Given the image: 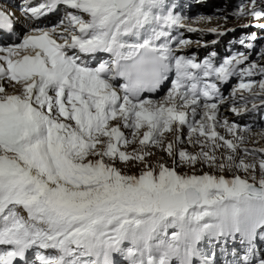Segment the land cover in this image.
Wrapping results in <instances>:
<instances>
[{
    "label": "snow or ice",
    "instance_id": "6c2138e0",
    "mask_svg": "<svg viewBox=\"0 0 264 264\" xmlns=\"http://www.w3.org/2000/svg\"><path fill=\"white\" fill-rule=\"evenodd\" d=\"M60 6L64 18L41 27L40 18ZM24 12L37 23L19 42L0 45V264H28L30 251L33 264H118L116 256L127 264H213L205 244L229 238L246 245L231 264H264V249L257 256L264 245V156L256 158L264 148L245 147L239 156V125L218 120L220 85L231 78H239L231 95L245 102L233 112L248 110L245 92L264 101V64L245 67L244 52L219 63L215 53L202 62L177 55L191 41L173 29H198L166 0H24ZM237 14L264 18L256 0ZM4 30L14 31V23L0 10ZM173 72L160 100L143 95L161 89ZM5 83L19 91L8 92ZM185 125L198 153L179 147ZM165 133L175 136L166 145ZM137 141L138 149L122 150ZM149 145L163 147L173 166L150 165ZM219 148L229 150L220 162ZM117 161L144 167L129 175ZM177 161L248 175L179 174Z\"/></svg>",
    "mask_w": 264,
    "mask_h": 264
},
{
    "label": "rangeland",
    "instance_id": "374dc122",
    "mask_svg": "<svg viewBox=\"0 0 264 264\" xmlns=\"http://www.w3.org/2000/svg\"><path fill=\"white\" fill-rule=\"evenodd\" d=\"M204 1H206V0H204ZM210 1H212L211 7L209 9H207V14L201 15L199 17H206L205 21L210 20L207 18L208 16L216 17L215 22L214 23L209 22L208 24H204V26H202V25L200 26L198 24H193V26L195 27L197 25L196 27L200 26L199 28H202V29L218 28L219 30H223L225 32H227L229 30L231 31L232 29H234V31H231L229 33V35L226 37V39L223 41V44H225L226 48L228 50H230V52H232L233 54H236L238 52L237 47H236L237 46L236 43L238 42V39H233L234 35L239 36V32L237 30H235L236 26H240L242 24L244 25L249 20L254 19V17H252L250 14H246V15L241 16V15H238L237 13L239 12L241 5H243L246 9H250L251 8V0H207L206 2H204V4H208ZM256 10L257 11H264V1L256 0ZM217 17H219V20L217 19ZM224 21L226 24H221V22L224 23ZM202 34H204L206 36V39H210V37H213L214 33L208 32V31H202ZM231 34H233V35H231ZM249 34H251V33H249ZM252 35H253V33H252ZM244 37L247 38L246 35H244ZM206 39H204V40H206ZM209 41H211V39ZM256 42H258V44L256 45L257 49L255 51V58L256 59H253L252 61H255L257 64H264V55H261V53L264 52V34H261L258 38V41H256ZM252 61H250V62H252ZM253 78H254V80L258 81L261 77L256 76ZM255 91H258V88L255 89ZM231 99H239V98L238 97L234 98L231 96L230 100ZM250 99H251V97H250ZM250 99H248L247 101H250ZM237 102H239V101L235 100L233 102V106L238 107V108L242 107V106L235 105V104H237ZM258 107L259 106L255 105V107H253V108H258ZM221 112L223 114H226L227 117L224 118L225 120L234 119L232 117V114H229V111L222 110ZM239 114H241V112ZM244 118H245V116H244ZM248 120H249V118H248ZM261 122H264V118L261 119ZM220 129L222 130L221 127H220ZM250 133H252L251 136H250ZM179 134L182 137V143H181V145H179L180 148H183L184 150H186L190 153H198L201 150L199 144L189 142V134H184L182 132H180ZM221 135H224L226 139H235V137L232 134L228 133L227 131L224 133L222 132ZM237 135H241L244 137L243 144H241L240 148L237 150L239 156L245 155L243 152V148H245V147H247L249 149V151H251L252 149L264 148V124H258L257 126L250 128L247 131H245L242 127H240V131L237 133ZM174 137L175 136L172 133H165L164 144L166 145L169 141H172V138L174 140ZM253 137H254V142H252ZM130 138H131V136H130ZM192 139L195 140V137H192ZM136 147H137V149L140 147L138 141L130 144L126 149L122 148V150L132 152L134 149H136ZM146 150L150 151L152 153L151 156L146 158L150 165L155 166V165H158L160 163H164L168 167L173 166V158L167 154V152L164 150L163 147H157V146L149 145ZM228 154H229V150H227L225 148L217 149V151H216L217 161L220 162L221 156L222 155L226 156ZM261 156H264V153H259V152L256 153V158H259ZM246 159L251 160L252 157L248 156V157H246ZM177 165L178 166L176 168V171L179 174L203 175L205 173H208V174L217 175V176L223 175L226 178H231L233 175H236V174H238L242 177L248 175L247 173L243 172L242 170L228 168V167H225L224 169H220L216 166H210L209 164L204 163V162H197L195 164V166H192V165H188V164H180L179 161H177ZM117 166L119 168H121L122 172L129 174V175H139L140 171L144 167L143 164L136 162V161H131L127 165L122 164L119 161H117ZM157 171H158V168H157ZM256 176H257V179H259L260 172H259L258 167L256 170Z\"/></svg>",
    "mask_w": 264,
    "mask_h": 264
},
{
    "label": "bare ground",
    "instance_id": "6f19581e",
    "mask_svg": "<svg viewBox=\"0 0 264 264\" xmlns=\"http://www.w3.org/2000/svg\"><path fill=\"white\" fill-rule=\"evenodd\" d=\"M211 2L212 1H210L208 4H204L205 6H196L195 7V11L197 12V13H199L200 15H206L207 14V8H210L211 7ZM204 18H206V17H204ZM208 19L210 18V20L209 21H205V19H203V20H201V19H199L198 18V21L196 22V24H198V25H202V26H204V24H208L209 22L211 23V22H215V19H216V17H211V16H208L207 17ZM217 19L219 20V17H217ZM222 20V19H221ZM261 22V20H257V21H255V25L257 26L259 23ZM221 24H226L225 23V21H224V23H222L221 22ZM197 26V25H196ZM200 26H198V27H200ZM194 27V26H193ZM10 88L12 87V86H9ZM13 88V87H12ZM13 90V91H12ZM16 91H19V87L17 86L16 88H13V89H11V90H8V92H16ZM235 100H240V98L239 99H231L230 100V102H234ZM257 106H259V104H256ZM232 106H233V104H232ZM234 107V106H233ZM247 111H241V114H243V113H246ZM219 114L220 115H222L223 113L221 112V111H219ZM199 118V117H198ZM225 119L224 118H221L220 119V121H224ZM220 127L222 128V130L220 129ZM217 131L218 132H220V134H222V132L224 133V132H226V129L224 128V127H222V126H217ZM252 135V133H250V136ZM252 142H254V137L252 138ZM181 145V144H180ZM137 146V145H136ZM138 147V146H137ZM137 147H136V149H137Z\"/></svg>",
    "mask_w": 264,
    "mask_h": 264
}]
</instances>
